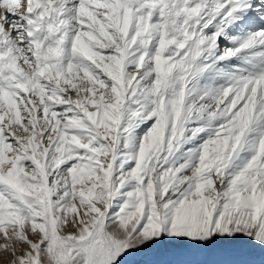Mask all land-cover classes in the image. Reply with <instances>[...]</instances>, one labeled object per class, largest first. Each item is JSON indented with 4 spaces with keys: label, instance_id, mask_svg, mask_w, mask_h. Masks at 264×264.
<instances>
[{
    "label": "snow or ice",
    "instance_id": "1",
    "mask_svg": "<svg viewBox=\"0 0 264 264\" xmlns=\"http://www.w3.org/2000/svg\"><path fill=\"white\" fill-rule=\"evenodd\" d=\"M0 264H264V0H0Z\"/></svg>",
    "mask_w": 264,
    "mask_h": 264
}]
</instances>
